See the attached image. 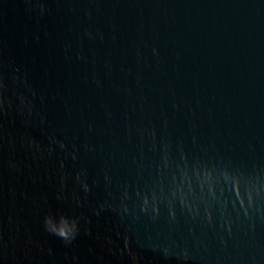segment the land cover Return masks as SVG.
Listing matches in <instances>:
<instances>
[{
    "label": "water",
    "instance_id": "obj_1",
    "mask_svg": "<svg viewBox=\"0 0 264 264\" xmlns=\"http://www.w3.org/2000/svg\"><path fill=\"white\" fill-rule=\"evenodd\" d=\"M0 264H264V0H0Z\"/></svg>",
    "mask_w": 264,
    "mask_h": 264
},
{
    "label": "clouds",
    "instance_id": "obj_2",
    "mask_svg": "<svg viewBox=\"0 0 264 264\" xmlns=\"http://www.w3.org/2000/svg\"><path fill=\"white\" fill-rule=\"evenodd\" d=\"M48 223H49V221L46 218L45 224L47 225ZM45 228L49 233L56 235L57 237L63 239L66 242H71V240L75 238V236L78 232V229L70 230V229H66L64 227H61L60 229H51L48 227H45Z\"/></svg>",
    "mask_w": 264,
    "mask_h": 264
}]
</instances>
